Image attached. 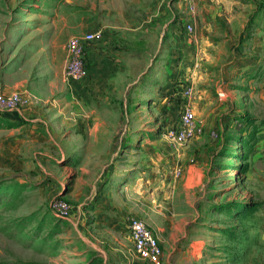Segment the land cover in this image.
I'll use <instances>...</instances> for the list:
<instances>
[{
  "label": "rangeland",
  "instance_id": "rangeland-1",
  "mask_svg": "<svg viewBox=\"0 0 264 264\" xmlns=\"http://www.w3.org/2000/svg\"><path fill=\"white\" fill-rule=\"evenodd\" d=\"M92 31L67 79V38ZM11 66L44 107L37 134L12 132L18 155L0 127V264H150L125 222L95 216L99 191L113 216L127 184L126 214L163 234L151 264H264V0H203L194 18L180 0H0ZM190 85L198 132L175 144Z\"/></svg>",
  "mask_w": 264,
  "mask_h": 264
},
{
  "label": "built area",
  "instance_id": "built-area-1",
  "mask_svg": "<svg viewBox=\"0 0 264 264\" xmlns=\"http://www.w3.org/2000/svg\"><path fill=\"white\" fill-rule=\"evenodd\" d=\"M187 6L188 15L194 18L196 15L195 0H180ZM188 30L193 27L186 24ZM100 35L99 31L86 32L80 36L74 35L67 38L65 42L66 61L64 65V75L70 80H80L86 74V43L94 41ZM195 90L192 85L187 86L185 94L179 105V117L177 121L170 125L165 131V137L175 143L183 144L196 136L198 127L195 123V112L193 110V98ZM31 95L19 90L13 92L0 91V110L13 111L29 105ZM179 170H174L177 176ZM50 211L54 216L66 217L69 214V204L63 199H55L50 206ZM125 224L133 243L135 255L147 263H157L163 253L161 243L152 227H149L140 217L128 214Z\"/></svg>",
  "mask_w": 264,
  "mask_h": 264
},
{
  "label": "crops",
  "instance_id": "crops-1",
  "mask_svg": "<svg viewBox=\"0 0 264 264\" xmlns=\"http://www.w3.org/2000/svg\"><path fill=\"white\" fill-rule=\"evenodd\" d=\"M195 2L196 3H202L203 0H195ZM191 73H192V71L187 70L185 75H189ZM19 75H20V73H17V71H15L14 66L7 68V71H5L4 73H1L0 74V91H2V92H13V91L21 89L20 86H18L19 81L16 80ZM197 101H198V98H197V100L195 99V101L193 102V110L195 109V111H197L199 109ZM43 107L44 106H42L41 103L32 99L30 104L25 106L24 108L13 110V111H1L0 110V125H2L0 127H4V128H7V130H10L11 133L9 134V136H12L13 138L15 136L12 132L17 131V130H20L19 133H23L25 135L37 134L36 130H35L36 127L34 125L30 126L27 121H33V119L37 121V119H41L39 117L40 116L39 112L42 110ZM35 116H37L38 118L37 117L33 118ZM13 138H12V140H13ZM14 140H15L14 144L16 145L15 152L18 155L19 154V152H18L19 148H17V147L19 146V144H21V145L24 144L26 139L15 137ZM28 145L29 144L23 145V147H21V149L28 148ZM9 147L14 148L12 142L9 145ZM106 188H107L105 190L106 193L111 194L114 187L110 186V187H106ZM104 189H105V187H104ZM115 189H116L117 193H119V192L121 193L120 197H119L121 200V208L118 209V211L116 212L115 215L111 216L112 215L111 214V212H112L111 202L109 201L107 196L104 195V197H102L101 193L103 190H100L98 203L96 204V207H95V216L99 217L100 219L108 218V219H110V221H115V222L123 221V222H125V218L128 216V214H126L127 208L125 206L126 203L124 200V196H125L126 191L128 189V184L122 188L121 187H115ZM129 214L135 215L133 213H129ZM154 231H155V233L159 239V243H161V246H162V244H163L162 243L163 242L162 231L160 230V228L158 226H156L154 228ZM128 240L130 241L129 238H128ZM131 250H132V248H129V253H131L130 252ZM162 250H163V247H162ZM122 257L124 259H126L125 255H123ZM128 263H129V261L126 264H128Z\"/></svg>",
  "mask_w": 264,
  "mask_h": 264
}]
</instances>
